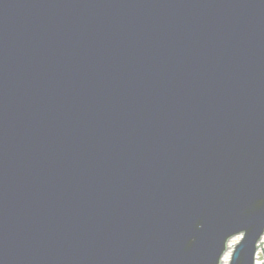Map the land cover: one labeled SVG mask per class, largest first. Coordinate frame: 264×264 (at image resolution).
<instances>
[{"label": "water", "instance_id": "obj_1", "mask_svg": "<svg viewBox=\"0 0 264 264\" xmlns=\"http://www.w3.org/2000/svg\"><path fill=\"white\" fill-rule=\"evenodd\" d=\"M263 234L264 0H0V264H220L236 235L256 264Z\"/></svg>", "mask_w": 264, "mask_h": 264}, {"label": "rangeland", "instance_id": "obj_2", "mask_svg": "<svg viewBox=\"0 0 264 264\" xmlns=\"http://www.w3.org/2000/svg\"><path fill=\"white\" fill-rule=\"evenodd\" d=\"M239 239H240V235H236V236L233 237L232 241L230 242V245H231L230 251H229V253L227 254V257H226L227 258V262H225L224 264H228L229 263L230 255H231V251L233 249V246L239 241ZM263 241H264V236L262 238V245L264 246V242ZM256 255L258 256V258L255 261L256 262H260L262 260V255H263L262 251L259 249Z\"/></svg>", "mask_w": 264, "mask_h": 264}, {"label": "bare ground", "instance_id": "obj_3", "mask_svg": "<svg viewBox=\"0 0 264 264\" xmlns=\"http://www.w3.org/2000/svg\"><path fill=\"white\" fill-rule=\"evenodd\" d=\"M232 239H233V237L227 243V249H226L225 253L222 255L221 263L220 264H224L225 262H227V258L226 257H227V254L230 251V248H231L230 242L232 241Z\"/></svg>", "mask_w": 264, "mask_h": 264}, {"label": "built area", "instance_id": "obj_4", "mask_svg": "<svg viewBox=\"0 0 264 264\" xmlns=\"http://www.w3.org/2000/svg\"><path fill=\"white\" fill-rule=\"evenodd\" d=\"M263 236H264V234L262 235V237H261V239H260V241L258 242V244H257V251H256V253H255V260L258 258V256L256 255L257 254V252H258V250L260 249L261 251H262V248L261 247H264L262 244L261 245H259L260 244V242H262V238H263ZM262 261V260H261ZM261 261L260 262H256L255 261V263L256 264H260L261 263Z\"/></svg>", "mask_w": 264, "mask_h": 264}]
</instances>
